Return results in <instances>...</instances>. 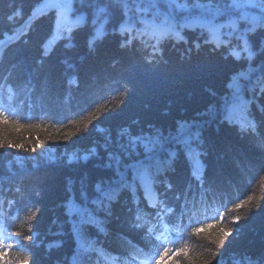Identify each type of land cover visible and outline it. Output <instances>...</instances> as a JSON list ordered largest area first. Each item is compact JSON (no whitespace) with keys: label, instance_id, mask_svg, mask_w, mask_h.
I'll return each mask as SVG.
<instances>
[{"label":"trees","instance_id":"1","mask_svg":"<svg viewBox=\"0 0 264 264\" xmlns=\"http://www.w3.org/2000/svg\"><path fill=\"white\" fill-rule=\"evenodd\" d=\"M70 2L74 8L64 4L56 9L57 15L64 12L69 25L59 34L53 28L48 40L53 36L56 40L48 49L47 62L36 58L33 32V40L25 41L16 50L18 54L13 53L0 65V76L11 72L16 84L5 97L13 114L9 119L47 128V132H37L27 127L14 130L11 125L0 126V135L21 143L54 136L36 153L0 150V200L4 205L0 210L9 205L7 212H12L13 219L19 217L11 230L27 233L34 223L27 216L41 208L35 222L39 232V247L34 250L36 264H129L143 258L141 253L151 245L144 248L126 223L128 190L114 208H110L108 194L119 186L116 182H121L120 176L123 181L127 179L130 190L142 201L135 209L131 197L130 207L140 217L139 223L154 224L157 209L176 206L175 197L182 192L187 196L189 172L196 173L204 163L194 149L204 154L206 182L216 192L213 195L210 189L191 184L190 218L197 220L193 228L200 227L201 235L191 234L190 249L209 258L219 251L214 264H264V153L257 147L259 137H264V0ZM165 3L171 6L173 15ZM36 6L38 0H0V29L8 26L10 16L20 12L28 16ZM47 15L40 25L42 33L52 20ZM80 17L85 21L77 24ZM39 20L38 16L33 23ZM100 25L108 33L106 38H100L104 41L96 49L94 41L87 47L86 38ZM201 25L225 26L220 36H214ZM120 26L129 28L127 35L119 34ZM81 28L74 42L67 40ZM158 32L167 35L157 38L154 33ZM175 32L180 33L181 40ZM65 40L67 43L61 46ZM220 40L224 43L217 50L214 45ZM233 49L240 53L239 59L230 54ZM249 52L253 53L251 59ZM233 77L238 79L239 90L230 86ZM123 86L129 91L119 110L103 116L98 113V121L93 120L95 124L87 133L63 142V133L74 127L70 120L83 119L93 105L108 104L111 108L118 104ZM42 109L48 110L47 117ZM230 115L232 123L227 119ZM246 115L255 121L259 137L239 130ZM63 122L64 126L57 128L56 123ZM96 127L105 131L97 132ZM93 147L97 151L88 160L67 161L68 153L80 156ZM173 152L178 157L172 177L175 192H165L153 179L154 168L171 158ZM148 158L141 167L131 168ZM144 169L150 170L146 175L157 194L155 208L148 207L141 197L137 174ZM17 188L25 193L40 191L39 198L33 197L35 208L29 203L27 211H20V206L13 209L5 203L19 198L15 197ZM249 196L257 199L243 203ZM69 201L74 203L77 215L67 214ZM259 203L261 207L250 212V205ZM236 204L241 207L235 208ZM237 215L248 218L232 225ZM87 217L102 223L100 227L85 226L77 235V245L73 223ZM220 222L232 226L234 232L218 249L204 236L215 235ZM209 224L215 226L209 228ZM48 243L60 246L49 250Z\"/></svg>","mask_w":264,"mask_h":264},{"label":"snow or ice","instance_id":"2","mask_svg":"<svg viewBox=\"0 0 264 264\" xmlns=\"http://www.w3.org/2000/svg\"><path fill=\"white\" fill-rule=\"evenodd\" d=\"M64 4H71L74 8V4L70 2V0H38V6L34 7L30 10L28 16H24L22 12L18 13L16 16H10L8 18V26L0 29V65H4L5 62L9 61V57L16 53V50L21 47V45L25 44V41H28L29 43L33 40V32H35V39H36V53H37V59L40 61L47 62L49 60V56H47L48 52V44L45 43L48 41V38L53 35V28H55L56 33L59 34L65 27L69 25L68 17L64 14L63 11L60 12L59 15L56 14V9L61 7V5ZM51 5V7H49ZM100 12H103L104 9H99ZM47 13V17H52L51 23L48 25L46 31L43 33L40 32V25L45 20L44 14ZM40 17V20L36 22L35 24L33 21L36 20L37 17ZM19 20V23H16V21ZM85 21L84 17H80L79 20L75 21L77 24H80ZM31 25V27H29ZM225 25H219V26H206L201 25V27H207V29L212 32L214 36H220V29L224 27ZM192 27V26H190ZM233 27H235L233 25ZM28 29L27 32H25V29ZM81 29H78L77 32L73 33L71 36L67 38V40H72L73 42L76 39V34L81 31ZM119 34L122 36L127 35L129 32V28H126L125 26H120ZM108 33L104 30V25H100L98 28L95 29V34L90 33L89 36L86 38V46L88 47L90 42H97L93 45V47L96 49V46L100 43H103L104 40H101V37L106 38ZM154 35L157 38H160L164 35H167V32L163 33H154ZM175 36L178 40H181L179 32H175ZM55 38V37H53ZM67 40H65L61 46L67 43ZM207 42V41H206ZM50 43V41H49ZM224 43V41L220 40L215 46L217 50L221 48V45ZM121 48L125 47V44L121 43ZM244 50H248V44L247 41H245ZM18 54V53H16ZM233 57L236 59L240 58V53L235 51L234 49L231 50L230 53ZM253 56V53H248V58L251 59ZM16 64H13L12 67L16 68ZM43 66V65H41ZM240 75H245L244 73H241ZM30 86V84H29ZM231 87H235L237 90H239L240 85L238 83L237 77H233V83L230 85ZM16 87V84L12 81V73L9 72L6 76H0V126H8L11 125V127L14 130H20L25 127L28 129H34L37 132L44 131L47 132V128L40 125V124H29L27 126L20 124L16 120H11L6 114V107H7V99H5L6 96H9L11 90ZM79 90V86L77 87V91ZM129 89L126 86H123V90L120 91V97H119V103L114 104L113 107H108V104H104L101 107H94V105L90 108L92 109L87 116H84L83 119L79 120H70V124L74 125V127L63 133L62 140L64 143L70 142L74 137L83 135L89 131V129L95 124L93 123L94 119H97V114L100 113L101 116L108 112H114L119 110L123 104L126 102L127 99V93ZM264 91V89H262ZM109 104L112 103V101L108 102ZM48 110L42 109L43 116L47 117ZM80 115V114H79ZM69 118L67 117L66 120ZM228 121L232 123V116L230 115L228 118ZM98 121V119H97ZM245 124L242 125L239 130L241 132L245 133H251L252 135H255L259 137V132L257 129V125L255 121L245 116ZM236 124V121H235ZM91 125V127H90ZM57 128H60L64 126L63 123H56ZM96 131L103 133L105 131L104 128L96 127ZM125 132L128 130L125 129ZM199 133H197V136ZM54 139V136L49 134L44 137V139H37L36 141H29L28 143H21V142H13L10 139H7L6 137H3L0 135V150H6L11 152L12 150H24L28 151L30 153H36L38 147H42L45 140H51ZM31 144V147L28 146V144ZM258 149L264 153V137H259ZM96 148L93 147L89 151L84 152L82 155L78 156L76 152H71L67 154V161L69 163H72L78 159L81 160H88L90 155H93L96 153ZM194 154L199 156L201 160H203V165L197 168L196 173L189 172L190 181L188 183L189 185V191L187 196L184 192L180 193L179 196H176L175 199L177 201V204L175 208L172 206H168L164 209H157L153 215L156 218L155 224L152 226L144 225L142 226L139 223L140 217L135 214V210H132L131 205V196H128V204L124 205V208H128V218L126 220V223L129 227V230L133 233H136L140 237V241L144 243V248H149V245H151L150 251L155 253L154 257H149L150 264H214V261L216 257L219 255V251L215 253L212 257H205L202 253H196L193 250H191L187 243H184L180 246H169L170 243H172L169 240V236L165 235L164 233L171 232L167 227V224L164 225V232H160V229L156 227V224H159L162 216L161 212H163L168 217V223H171L173 225L179 223L183 224V220L185 216L187 215L189 218L191 217V209L189 207L188 203V197L192 195L191 192V184L195 183L198 186H203L204 189H210L212 191V194L215 195L216 189L211 187L206 182V176L208 172V166L206 161L204 160V154L199 149H194ZM192 151H189L187 153L188 157L192 156ZM177 163H178V157L175 152L171 154V158H169L167 161L163 163H158L155 166V172L153 174V179L156 181H159L161 189L163 191H174L175 185L172 182V177L175 175L177 171ZM147 171H150L149 169H144L140 171L137 176L141 179L144 178L145 173ZM194 177V178H193ZM135 179V178H134ZM132 187L131 184H129L128 180L126 179L123 181L118 187L114 188L112 192L108 194L110 208L116 207V205H119L121 203V200L124 199V194L127 193V190ZM199 191V187H198ZM204 195H207V191L203 192ZM15 197H19L18 199L14 200H7L5 201L6 204H10L13 206V209L19 207L20 211H27L29 207V203L31 204V207L35 208L36 203L33 200V197L39 198L40 197V191L34 190L31 193H25L20 188L16 189ZM257 198L253 196H249L247 201H244L243 203H248L255 201ZM180 201H183V204L181 205ZM262 203L256 204L254 206L250 205V212L257 211L261 207ZM196 206L195 199L192 200V207L194 208ZM66 207L68 208L67 214L69 216L77 215V211L74 210V203L72 201H69L66 204ZM235 208H240L241 204H236L234 206ZM41 212V208L37 211H32L28 216V221H33V226L29 227L27 230V233L22 232L20 230H10L14 228V225L16 223V220L19 219L17 216L15 219L12 218V212H9L7 215H4L3 213H0V264H36V255H35V249L39 247V243L36 241L39 237V232L36 230L35 222L37 221V218L39 216L38 213ZM109 214L111 212L109 211ZM222 215V214H221ZM135 216V218H133ZM248 218V217H247ZM243 218L239 215L233 217L231 224H237ZM101 221H99L97 218L94 217H87L85 219L79 220L78 223H73L72 231L74 235H78L82 232V229L87 225H96L97 227H100ZM221 226L218 228V231H216L215 235L208 234L204 236L205 239L210 240L212 245H215L218 249H221L224 244L226 243L227 238L233 234L234 228L232 226H229L228 224H223L222 222ZM214 224H209L207 227L212 228L214 227ZM192 234L195 236L201 235V228L200 227H194L192 228ZM28 245H31V248L28 247ZM60 244H47V249H51L53 247H59ZM133 247L135 245L133 244ZM251 264V262H249Z\"/></svg>","mask_w":264,"mask_h":264},{"label":"rangeland","instance_id":"3","mask_svg":"<svg viewBox=\"0 0 264 264\" xmlns=\"http://www.w3.org/2000/svg\"><path fill=\"white\" fill-rule=\"evenodd\" d=\"M53 37H55V36H53ZM53 37L47 41L48 49L50 48V46L52 45V43L56 40V38H53ZM49 41H50V43H49Z\"/></svg>","mask_w":264,"mask_h":264},{"label":"clouds","instance_id":"4","mask_svg":"<svg viewBox=\"0 0 264 264\" xmlns=\"http://www.w3.org/2000/svg\"><path fill=\"white\" fill-rule=\"evenodd\" d=\"M216 231H218V229H216Z\"/></svg>","mask_w":264,"mask_h":264}]
</instances>
